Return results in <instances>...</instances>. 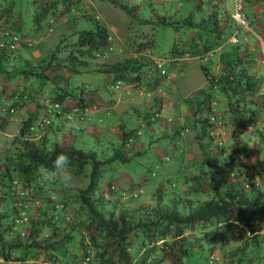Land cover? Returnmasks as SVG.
I'll return each instance as SVG.
<instances>
[{"label": "trees", "instance_id": "16d2710c", "mask_svg": "<svg viewBox=\"0 0 264 264\" xmlns=\"http://www.w3.org/2000/svg\"><path fill=\"white\" fill-rule=\"evenodd\" d=\"M75 1L33 0L34 15L38 18L53 7L55 10L58 2H62L66 9ZM108 1L128 11L129 6L126 4L118 0ZM223 1L210 0L212 8L207 12V19L202 18L214 32V41L208 43L203 40L198 43L188 40L180 48L172 45L170 61L185 55L203 60L213 57L200 64L206 78L205 86L198 88L193 97L186 96L183 99L194 106V115L202 107L211 109V91L221 93L231 126L230 136L238 138L240 133L249 130L264 143V133L259 130L264 129V83L260 75L247 68L253 66L255 59L246 45L239 52L237 47L234 51H218L221 40L229 43L236 41V37L234 41L230 39L231 33L227 27L220 26L216 18L219 13L226 16L220 8ZM238 1L243 4V0ZM196 6H200L199 3ZM192 23L198 21L185 17L178 25ZM6 24L2 35L9 38H0V74L7 75L9 80L14 79L17 93L12 95V90L6 91L4 86L1 88L3 104L0 111H5L6 115L0 114V127L4 128L13 110L23 107L24 113L18 119L15 133L10 139L11 147L0 152V193L4 200L13 204L10 213L0 208L1 258L24 261L40 256L41 264H74L85 256L87 260L84 264H264V190L260 188L264 185V178L256 182L246 176L247 172L242 170L246 156L242 146L240 150H233L237 157L234 160L235 168L234 165L229 167V162L222 168V173L226 175L224 183L216 180L215 171L208 174L201 170L199 174L190 176L192 185L188 189L206 190L207 197L197 203L192 204L191 200L183 196V189L186 190L184 186L178 195L168 196V192L167 197L162 198V183L159 182L152 191L155 204L151 207L129 206L123 200L116 210L115 204L109 200H106V204L96 202L99 195L108 197L112 190L117 191L122 199L136 197L142 192L140 188L123 195L121 182L108 178L98 185V181L104 165L117 163L115 160L126 162L144 147L140 146V142L131 141L133 131L121 118L116 122L117 130H111L114 140H104L112 150L107 157L98 158L94 150L76 147L75 142L84 136L86 128L96 140L104 139L99 136L101 134H95V126L98 125L96 120L101 121L103 110L86 111L93 98L100 96L81 88L75 93L68 92L63 81L67 79L61 75L56 79L53 77L52 70L65 65L62 59L65 57L55 54L60 44L55 45L48 57L39 58L35 63L24 56V64H20L17 70L22 75L9 73L6 65L9 52H12L11 58L19 56V53L13 52L16 45H27L26 40L31 44L34 39H23L11 33ZM12 35L17 36L16 45L10 47ZM150 44L151 41L149 44L141 41L129 53H125L121 60L110 63L100 61L93 69L104 72L105 80L112 86L124 81L133 82L145 91L153 89L166 71L161 67L160 60H154L150 55ZM75 45L79 53H88L93 48L95 56L100 59L105 51L111 50L109 34L99 22H95L94 28L79 31ZM68 57L74 56L68 53ZM79 62L85 63L82 60ZM212 65L216 68L214 72L209 70ZM67 68L76 70L72 66ZM153 69L158 74L153 75ZM31 76L51 80L53 86L50 91L42 94L27 88L24 80ZM157 109L156 106L151 107L143 113L141 119L145 125L156 117ZM108 110L111 109L105 108V111ZM195 119L200 121L202 132L207 128L209 138L213 139L217 133L211 134L209 131L216 125V121L210 122L208 116L199 115ZM259 119L260 124L251 128L250 123ZM112 123L104 122L103 126L108 127ZM177 132H180L178 126L173 127V133ZM210 143H215L207 149L211 150L212 155H208L206 147L198 141L202 154L200 160H216L218 155H224L226 148L219 141ZM59 154H65L69 159L66 170L62 168L67 164L66 160L57 163ZM86 164L90 168L85 186L71 187L68 191L56 194V197L51 193V187H63L62 183L68 173L84 174ZM259 174L264 176V171L261 170ZM137 180L124 183L127 185L126 190L140 182L139 178ZM28 197L32 198L30 202L27 201ZM34 204L38 209L35 214L30 209ZM67 207L72 210L71 213L64 212ZM23 225L25 229L21 231ZM75 233L78 236V255L68 246ZM232 233L237 234L238 242L233 247H226L225 241ZM215 249L218 256L212 253Z\"/></svg>", "mask_w": 264, "mask_h": 264}, {"label": "rangeland", "instance_id": "374dc122", "mask_svg": "<svg viewBox=\"0 0 264 264\" xmlns=\"http://www.w3.org/2000/svg\"><path fill=\"white\" fill-rule=\"evenodd\" d=\"M118 1L129 6L128 11L118 4H112L108 0H77L71 2L66 9L63 8L62 2H58L55 10L53 7L41 17L36 18L33 0H0V16L2 17L0 18V38L5 39L7 37L6 35H2V31L6 29L5 21H7L6 27L11 33L23 39H34V42L31 44L23 45L18 43L13 49V52L19 53L21 57L16 54L17 56L14 55L16 58H11L12 52H9L8 57L11 59V62L8 59L6 63L7 68L10 70L9 73L14 72L15 76L22 75V72L17 70L20 69V64H24V56L30 62L35 63L39 58L48 57V54L55 48V45L60 44L55 54L58 57H65L62 58L65 65L52 70L54 71L51 72L53 77L56 79L58 75H61L63 78H66L67 81L64 79L63 81L66 83L68 92L75 93L78 92V88H81L85 91H93L100 96L101 99L99 97L93 98L92 104L88 105L86 111L98 109L101 101L112 99L114 96L115 102L111 105L112 111H105V109L100 107L103 110L101 123L104 124V122L112 121L111 128L113 127L116 131V122H118V118H121L124 124L133 131L131 141L140 142V146L144 147L140 153L131 156L126 162L115 160L117 163L104 165L100 170L101 178L98 181V185L108 178L118 183L121 182L123 195L136 192L140 188L142 192L136 197L122 199L117 195V191L112 190V192H109V195L105 192L108 197L102 194L101 196L99 195L96 202L106 204V200H109L115 204L116 210L122 205L123 200H126L125 204L129 206L143 205L144 207L145 205L151 207L155 204L152 191L155 190L159 182L162 183L160 185L163 193L162 198H166V193L168 192L170 194L168 196L178 195L184 186L186 190L183 189V196L191 200L192 204L197 203L207 197L206 190L188 189V186L192 185L190 176L195 173L199 174L201 170L206 171L208 174H212L215 171L216 180L224 183L226 175L222 173V168L226 162H229V167L234 165L233 169L235 168L234 160L237 157L233 153V150H240L241 146L246 152L245 159L242 162L244 165L242 170L247 172V177L256 180V182L263 179L264 176H261L259 172L261 170L264 171V143L251 134L249 130L240 133L237 136L238 138L230 136L231 126L228 121V113L225 111L224 97L221 93L211 91L210 96L215 101L213 105L210 104L211 109L202 107L201 111L197 110L194 115L192 114L194 106L183 99L186 96L193 97L196 94L197 87L205 86L206 78L200 68V64L205 61L208 62L213 57L203 60L197 56L185 55L173 60V62L170 61V49L172 45L180 48L188 40L198 43L203 40H206L208 43L214 41V32L208 28V25L205 23L206 21L202 20V18L207 19V12L212 8L210 0ZM224 2L230 10L231 8L229 7L232 5V0H224ZM197 3L200 6H196ZM256 3L258 7L250 8L248 2L243 0V11L249 19L253 17L254 13L258 14L260 21L264 25V10L262 9L264 0H256ZM259 5H261L262 10H259ZM185 17L191 18L192 21H198V23L178 25L182 21V18L184 19ZM163 20L166 22H163ZM95 22L103 24L110 37L111 50L105 51L101 59L95 56L93 48L88 53H79L75 45L78 32L94 28ZM227 22L230 23L233 30L235 25L229 18L222 17L219 25L223 26ZM254 22L253 20L250 24L254 26ZM255 29L258 30L256 27ZM233 33H236V41L229 43V41L221 40L218 51L228 52L231 49L234 51L237 50V47L239 48V52L240 48L244 45L246 47L249 45V53L255 60L253 61V66L249 65L247 68L249 71L255 72L256 69L254 70L253 68L257 66L264 75V56L260 53L262 47L256 45L255 35L245 32L241 28H237L236 32L233 31ZM141 41L148 44L151 41L149 46L150 55L154 60H160L161 67L166 71L160 77L161 79L155 88L145 91L140 89L137 84H133V82L128 83L124 81L112 86L105 80L104 72L93 69L100 61L110 63L121 60L125 53H129L130 49L137 46ZM142 48H144L143 45ZM145 51L147 52L146 49ZM233 51L232 54L234 53ZM68 53H71L74 56L73 58L78 59L76 60L78 62L73 60V58H69ZM213 55L216 54L214 53ZM79 60L85 61V63L82 64ZM215 65H212L209 70L214 72L216 69ZM67 66H72L76 70H70ZM157 72V70H152L153 75L158 74ZM32 78L33 76L25 79L24 84L27 85V88H33L42 94H47L53 86L51 80H43L41 77ZM13 81L9 80L7 75L2 74L0 76V92L4 86L6 91L10 89L12 90V95H15L17 89L15 90V82ZM126 84L131 86H128L127 89ZM117 100L120 102L117 103ZM156 100H159V104H155ZM2 104L3 99L0 95V108ZM155 106L158 107L156 117L152 118L145 125V121L141 119L143 113L151 109V107L155 108ZM23 113V107H19L15 111L13 110L7 117L4 128L0 127V152L7 150L9 146L11 147L9 145L10 139L15 133L18 119ZM211 113L215 115L216 119V125L214 124L213 130L217 134L213 135V139L209 138L206 132L207 128L204 130V133L202 132L200 121L195 119L198 115L204 117ZM0 114L6 115L3 110L0 111ZM260 121L259 119L250 123L251 128L257 127ZM101 123L98 124V127L95 126V134H101L99 136H102L104 139H99L100 141L96 140L93 135H89L86 128L84 136L75 142L76 147L84 150H94L98 158L107 157L112 153L111 146L105 144V139L114 140L109 126L101 128ZM176 126H178L180 132L175 134L173 133V127ZM248 129L250 128L248 127ZM259 130L264 133L263 128H259ZM214 140L219 141L226 148L224 155L217 154L216 160H200L202 154L201 149L197 145L198 141L206 147V153L212 155L210 153L211 150L207 149L209 146L215 145V143H210V141ZM89 168L90 165L86 164L84 166V174L80 175L68 173L62 183V188L64 189L51 187V193L56 197V194L68 191L71 187L85 186L87 184ZM210 170L212 171L209 172ZM60 172L63 173L64 171L61 170ZM141 175L143 176L141 177ZM138 178L140 182L134 183L130 189L126 190L127 185L124 183L138 181ZM260 188L264 190V185ZM31 199V197H28L27 201L30 202ZM36 204L30 206L33 214L38 211ZM12 205V202L4 200L0 193V208L4 209L6 213H10ZM64 212L71 213L72 210L67 207ZM20 229L24 231V225ZM237 242V234L232 233L225 241V246L233 247ZM68 246L76 255L79 254L77 233L73 235ZM212 253L218 256L216 249ZM41 263L40 256L24 261L4 260L0 257V264Z\"/></svg>", "mask_w": 264, "mask_h": 264}, {"label": "crops", "instance_id": "0c3cea01", "mask_svg": "<svg viewBox=\"0 0 264 264\" xmlns=\"http://www.w3.org/2000/svg\"><path fill=\"white\" fill-rule=\"evenodd\" d=\"M248 2V6H250V8H256V7H258V4L256 3V0H248L247 1ZM232 6V7H231ZM229 8H233V4L231 5ZM222 10H223V13H225V15L226 16H223V15H221V13H219V14H217V19H218V22H220V19H222V17H225V18H228V14H229V12H231V9L229 10L228 8H227V5L225 4V2L223 1V2H221V7H220ZM262 9L264 10V5H262ZM261 9V5H259V10H262ZM219 11V10H218ZM255 21L254 22V26H252V24H250V27H249V29H243L245 32H250V33H252L253 35H255V43H256V45H259V46H261L262 47V50H261V55L263 54V52H264V25L262 24V22L260 21V18H259V16H258V14L256 15V13H254V15H253V17L250 19V23H252V21ZM223 27H227V31L229 32V33H231V35H233L234 33H233V31H235L236 32V29L234 28L233 30H232V28H231V26H230V23H224V25H223ZM255 27L258 29V30H256L255 29ZM230 35V36H231ZM247 48L248 49H250V46L248 45L247 46ZM263 63H264V61H263ZM218 66V65H217ZM254 70L256 69V71H255V73L257 74V75H260L262 78H261V80H262V82L264 83V75L262 74V71H260L259 70V67H257V66H254V68H253ZM252 69V70H253ZM127 85V89H128V86H131V85H128V84H126ZM199 87H201V86H199ZM199 87H197V88H199ZM196 88V89H197ZM196 89H194V90H196ZM118 97V96H117ZM101 99V98H100ZM119 100H121L120 98H119ZM113 102H115V99H114V96H113V98L112 99H107L106 101H101L100 102V106H99V108H98V110H95V111H100V110H102V109H111V105L113 104ZM117 103H119L120 101H116ZM155 104H159V100H156L155 101ZM100 107L102 108V109H100ZM112 111V110H111ZM90 112H92V111H90ZM22 116V115H21ZM95 117V116H94ZM96 124H99V123H101V121L100 120H96ZM100 126H101V128L103 127V123H101L100 124ZM109 126V125H108ZM97 127H98V125H97ZM109 128L112 130V131H114V129H113V127L111 128V124H110V126H109Z\"/></svg>", "mask_w": 264, "mask_h": 264}, {"label": "built area", "instance_id": "2783aa9c", "mask_svg": "<svg viewBox=\"0 0 264 264\" xmlns=\"http://www.w3.org/2000/svg\"><path fill=\"white\" fill-rule=\"evenodd\" d=\"M229 17L231 18V20H233V22L237 26H239V27H241L243 29H249V19H248L247 15L245 14V12L243 11L242 4H241L240 1L233 0V8H232L231 12L229 13ZM16 38H17L16 35H12L11 36V40L9 42V46L10 47H13V46L16 45V42H15ZM26 42H27V44L30 43L29 40H26ZM160 71H162V69ZM214 103H215V101L212 100L210 104L213 105ZM208 121H210V122H214L215 121V118H214L213 114H211L208 117ZM209 132L211 134L215 133V131L213 129H211ZM86 260H87V256H85L83 259L78 260L74 264H84Z\"/></svg>", "mask_w": 264, "mask_h": 264}, {"label": "clouds", "instance_id": "9594fccd", "mask_svg": "<svg viewBox=\"0 0 264 264\" xmlns=\"http://www.w3.org/2000/svg\"><path fill=\"white\" fill-rule=\"evenodd\" d=\"M232 10V9H231ZM230 13V12H229ZM248 17V16H247ZM228 18L231 20V18L229 17V14H228ZM249 19V18H248ZM231 22H233V20H231ZM233 24L235 25V29H237V28H241V27H239V26H237L234 22H233ZM249 27H250V19H249ZM241 29H243V28H241ZM247 30V29H246ZM234 38V39H233ZM230 39L232 40V41H234L235 40V35H231L230 36ZM213 99H211L210 100V103H211V101H212ZM210 103H209V105H210ZM211 114H213V113H211ZM211 114H209L208 115V117L211 115ZM214 115V114H213ZM214 118H215V115H214ZM215 121H216V119H215ZM63 160H66L67 161V164H65V165H63L62 166V168H63V170H66L67 169V165H68V163H69V159H68V157L65 155V154H59L58 155V159H57V163L59 164V162L60 161H63Z\"/></svg>", "mask_w": 264, "mask_h": 264}]
</instances>
